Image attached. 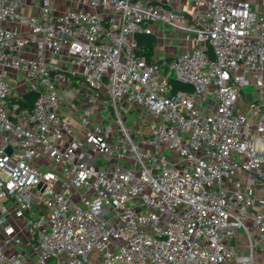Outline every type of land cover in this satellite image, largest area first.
<instances>
[{
	"label": "built area",
	"instance_id": "built-area-1",
	"mask_svg": "<svg viewBox=\"0 0 264 264\" xmlns=\"http://www.w3.org/2000/svg\"><path fill=\"white\" fill-rule=\"evenodd\" d=\"M85 1L0 0V264H264V92L238 93L264 86V16ZM155 26L190 45L138 53Z\"/></svg>",
	"mask_w": 264,
	"mask_h": 264
},
{
	"label": "crops",
	"instance_id": "crops-1",
	"mask_svg": "<svg viewBox=\"0 0 264 264\" xmlns=\"http://www.w3.org/2000/svg\"><path fill=\"white\" fill-rule=\"evenodd\" d=\"M31 1V0H29ZM33 1V0H32ZM247 1L250 5L251 9L258 14L264 16V0H244ZM191 0H185L182 4L183 8L186 9L190 4ZM52 8L55 12L61 13L69 8H78L84 7L88 8L85 0H51ZM155 36L157 38V42L153 48L152 55L158 58H170L177 52L183 50L185 47L189 46V42L182 41L179 38L178 33L173 28L164 27L162 29L157 28L155 26ZM157 52L155 49L157 48ZM263 82H264V66H263ZM264 92V86L261 89H257L253 83L245 85L242 89L238 90L241 102V110H245L246 102L252 100L256 97L258 92ZM66 101H70L67 97ZM71 106H77L76 101H71ZM69 103V102H68ZM65 112L72 118L73 124L78 126L77 120V108L75 112L72 109L65 107ZM245 190L250 193L254 199L264 194V187L263 185L257 181L256 179H252L249 183L244 184ZM257 263L262 262L264 260V255L257 252L256 254Z\"/></svg>",
	"mask_w": 264,
	"mask_h": 264
},
{
	"label": "trees",
	"instance_id": "trees-1",
	"mask_svg": "<svg viewBox=\"0 0 264 264\" xmlns=\"http://www.w3.org/2000/svg\"><path fill=\"white\" fill-rule=\"evenodd\" d=\"M137 52L140 54H144L147 57H150L153 53V48L157 42V38L153 33H140L137 36ZM170 59V58H166ZM174 89H183V90H190V86L182 83L173 82ZM37 94L28 92L25 94V101L23 105H31L36 98Z\"/></svg>",
	"mask_w": 264,
	"mask_h": 264
},
{
	"label": "rangeland",
	"instance_id": "rangeland-1",
	"mask_svg": "<svg viewBox=\"0 0 264 264\" xmlns=\"http://www.w3.org/2000/svg\"><path fill=\"white\" fill-rule=\"evenodd\" d=\"M33 10H30V13H32ZM157 49H158V46L157 48L155 49V52H157ZM239 92V91H238ZM127 118V126L129 129H132V132L135 133V129H134V124L138 121V115L135 113V112H127L124 114ZM112 122V121H111ZM145 130H148L147 127H144ZM238 233L239 230H238ZM241 239V238H240Z\"/></svg>",
	"mask_w": 264,
	"mask_h": 264
},
{
	"label": "water",
	"instance_id": "water-1",
	"mask_svg": "<svg viewBox=\"0 0 264 264\" xmlns=\"http://www.w3.org/2000/svg\"><path fill=\"white\" fill-rule=\"evenodd\" d=\"M8 151H9V149H8Z\"/></svg>",
	"mask_w": 264,
	"mask_h": 264
}]
</instances>
